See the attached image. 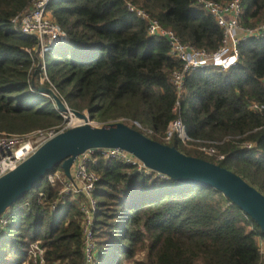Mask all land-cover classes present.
Here are the masks:
<instances>
[{
    "label": "trees",
    "instance_id": "16d2710c",
    "mask_svg": "<svg viewBox=\"0 0 264 264\" xmlns=\"http://www.w3.org/2000/svg\"><path fill=\"white\" fill-rule=\"evenodd\" d=\"M31 2L0 0V133L59 126L61 112L39 91L49 89L69 111H84L100 126L135 122L140 129L124 125L199 158L193 150L181 152L176 138L161 140L175 118L169 75L180 63L168 56L165 40L147 36L145 23L126 9L132 4L181 43L212 52L221 32L195 0H48L46 16L67 41L43 59L35 38L13 32L9 24ZM260 24L264 0H242L239 26ZM236 48L237 61L227 70L205 67L185 77L178 117L190 139L222 142L223 160H202L235 174L264 197V35L246 38ZM42 64L46 80L38 86ZM87 168L97 176L91 264H261L257 240L264 242V235L220 192L138 173L97 153ZM59 189L58 182L50 185L44 177L9 207L0 228V264H30L27 250L35 242L44 248V264H85L77 203L66 201L51 216Z\"/></svg>",
    "mask_w": 264,
    "mask_h": 264
},
{
    "label": "built area",
    "instance_id": "2783aa9c",
    "mask_svg": "<svg viewBox=\"0 0 264 264\" xmlns=\"http://www.w3.org/2000/svg\"><path fill=\"white\" fill-rule=\"evenodd\" d=\"M200 9L208 14L221 32V41L218 48L212 52H206L202 49H196L179 41L176 35L170 30L162 28L158 22L150 18L142 9L126 3L128 12L133 13L138 19L146 25V33L149 37H158L165 40L168 47V56L180 63V68L174 70L169 75L175 102L171 109L175 116L164 130L161 140L168 142L176 138L180 144L189 149H195L197 152L217 161L223 160V154L219 153L218 147L222 142L200 141L190 139L185 135V128L178 117L179 100L183 93V82L185 77L195 69L210 68L215 71H225L233 66L237 61V44L246 38H257L264 35V24L252 28H242L239 26V16L241 12L242 0H229L223 3H216L211 0H195ZM48 0H32L29 8L15 15L9 20L13 32L34 37L36 40V53L40 59L50 52L55 46L67 41L62 30L50 21L45 13V7ZM23 52L30 54L31 50L23 49ZM41 70L43 81L45 79L44 66ZM46 96V94H43ZM251 109H260L255 105ZM69 118L62 117V123L46 130H35L26 134H6L0 133V177L15 169L20 163L31 156L42 144L55 135L77 125L89 124L87 116L78 124L73 122L76 119L69 112ZM116 122L130 123L136 129L140 126L135 122H129L121 119ZM92 126V125H91ZM150 133V132H147ZM245 148H250L247 144ZM97 153L105 160H114L121 164L132 166L136 172L148 174L151 172L146 169L132 155L118 149H96L88 150L77 156L70 167V179L64 177L58 170L48 173L46 181L53 185L55 182L60 184L55 200L50 204L49 210L54 213L58 207L65 204L66 201H74L78 205L81 216V234H82V252L85 264H91L95 247L92 238L93 214L95 211V202L92 197L94 184L97 176L87 168L91 161L92 154ZM156 174V173H155ZM159 178L164 176L156 174ZM6 223L5 218L0 216V228ZM257 251L260 256L261 264H264V242L257 240ZM44 248L38 243H32L27 250V261L30 264H44Z\"/></svg>",
    "mask_w": 264,
    "mask_h": 264
},
{
    "label": "water",
    "instance_id": "95a60500",
    "mask_svg": "<svg viewBox=\"0 0 264 264\" xmlns=\"http://www.w3.org/2000/svg\"><path fill=\"white\" fill-rule=\"evenodd\" d=\"M57 110L83 120V113L69 111L49 89ZM118 149L156 174L178 183L212 188L246 214L264 235V197L235 174L199 158L186 156L173 147L152 141L123 123L89 124L69 128L42 144L15 169L0 177V216L18 199L59 166L70 179L75 158L88 150Z\"/></svg>",
    "mask_w": 264,
    "mask_h": 264
},
{
    "label": "rangeland",
    "instance_id": "374dc122",
    "mask_svg": "<svg viewBox=\"0 0 264 264\" xmlns=\"http://www.w3.org/2000/svg\"><path fill=\"white\" fill-rule=\"evenodd\" d=\"M47 18H48V16H47ZM49 19V18H48ZM43 78V77H42ZM42 82H43V80L40 78L39 80H38V86H40L41 84H42ZM68 112H66V113H60L61 114V116H66L67 118H69L68 116H69V114H67ZM83 114H84V116H87L86 115V113L83 111L82 112ZM80 120V119H79ZM81 121H79V122H75V124H78V123H80ZM90 123H91V125L92 126H100L98 123H96V122H92V121H90ZM179 150L181 151V152H183V153H189L191 150H193V152L191 153V155H196V156H198L199 158H201V159H205V160H209V157L207 158V156H205V155H203V154H201V153H199V152H197L195 149H189L187 146H184L183 144H180L179 143ZM90 160H91V157H90ZM62 209V206L59 208V211ZM10 211H11V208H8L7 210H5V212L1 215V217H3V218H5V220H7V218H8V216H9V214H10ZM58 211V212H59ZM58 212H54V213H51V216H54L55 214H57Z\"/></svg>",
    "mask_w": 264,
    "mask_h": 264
},
{
    "label": "bare ground",
    "instance_id": "6f19581e",
    "mask_svg": "<svg viewBox=\"0 0 264 264\" xmlns=\"http://www.w3.org/2000/svg\"><path fill=\"white\" fill-rule=\"evenodd\" d=\"M77 121V119H74L73 122L75 123Z\"/></svg>",
    "mask_w": 264,
    "mask_h": 264
}]
</instances>
